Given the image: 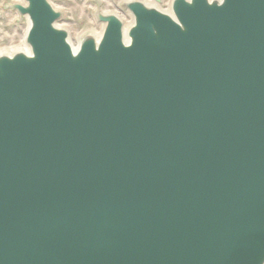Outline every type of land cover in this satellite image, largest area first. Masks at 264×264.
<instances>
[{
    "label": "water",
    "instance_id": "obj_1",
    "mask_svg": "<svg viewBox=\"0 0 264 264\" xmlns=\"http://www.w3.org/2000/svg\"><path fill=\"white\" fill-rule=\"evenodd\" d=\"M7 8L0 264H264V0H126L76 48Z\"/></svg>",
    "mask_w": 264,
    "mask_h": 264
},
{
    "label": "rangeland",
    "instance_id": "obj_2",
    "mask_svg": "<svg viewBox=\"0 0 264 264\" xmlns=\"http://www.w3.org/2000/svg\"><path fill=\"white\" fill-rule=\"evenodd\" d=\"M126 0H50L52 6L62 13L57 25L69 34V41L76 44L87 34L99 35L103 24L97 22L95 13H113L122 22H130L128 11L121 10L120 6ZM153 4L161 11L169 9L171 0H142ZM20 0H0V52L12 51L23 47V36L27 28V20L19 19L18 14L7 8L8 5L19 3Z\"/></svg>",
    "mask_w": 264,
    "mask_h": 264
},
{
    "label": "bare ground",
    "instance_id": "obj_3",
    "mask_svg": "<svg viewBox=\"0 0 264 264\" xmlns=\"http://www.w3.org/2000/svg\"><path fill=\"white\" fill-rule=\"evenodd\" d=\"M117 8H119V6H117V5H115ZM167 11H169V9L167 10ZM132 22L130 21V22H123V24H124V30L126 31L127 29H128V27L130 26V24H131ZM26 30H27V28H26ZM25 35V34H24ZM24 37V36H23ZM77 44H78V42H76V44L74 45V44H72L71 43V45H72V47L73 48H76L77 47Z\"/></svg>",
    "mask_w": 264,
    "mask_h": 264
}]
</instances>
